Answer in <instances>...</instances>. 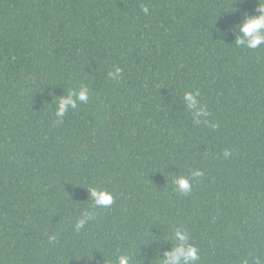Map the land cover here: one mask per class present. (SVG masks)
I'll return each mask as SVG.
<instances>
[{"label":"trees","instance_id":"trees-1","mask_svg":"<svg viewBox=\"0 0 264 264\" xmlns=\"http://www.w3.org/2000/svg\"><path fill=\"white\" fill-rule=\"evenodd\" d=\"M262 7L0 0V264H264Z\"/></svg>","mask_w":264,"mask_h":264},{"label":"clouds","instance_id":"clouds-1","mask_svg":"<svg viewBox=\"0 0 264 264\" xmlns=\"http://www.w3.org/2000/svg\"><path fill=\"white\" fill-rule=\"evenodd\" d=\"M142 10L145 14L148 13L147 7H144ZM261 13L262 14L258 17L250 18L248 22L241 29V31L244 33L245 36L251 37L247 45L250 48H257L261 44H264V7L261 8ZM243 42H244L243 40L240 41V43ZM78 96L82 102H87L88 99L87 88L86 87L82 88L78 93ZM185 99L192 102L191 104H189V107H192L195 104V99L193 98L191 93H187ZM70 103H72L71 96L61 100L59 102L58 105L59 110L56 112V115H63L65 111V106ZM225 155L227 156L228 153L225 152ZM193 175H202V173L196 172ZM178 184L180 191L185 193L191 191L189 181L181 178L178 181ZM92 196L95 199V202L98 206H110L113 203V197L111 196L110 193L101 195L97 191L93 190ZM180 238L183 239L182 236H180ZM51 239L54 238H50V242ZM197 253L198 250H196L194 247H190L187 250L183 249L182 247H178L175 250L174 254L171 256L169 260V264H194V262L198 260ZM125 261H126L125 257L120 258V264H125Z\"/></svg>","mask_w":264,"mask_h":264}]
</instances>
